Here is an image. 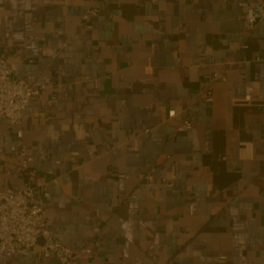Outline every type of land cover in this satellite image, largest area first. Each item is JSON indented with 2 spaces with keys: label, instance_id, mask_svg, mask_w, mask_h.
I'll return each instance as SVG.
<instances>
[{
  "label": "crops",
  "instance_id": "crops-1",
  "mask_svg": "<svg viewBox=\"0 0 264 264\" xmlns=\"http://www.w3.org/2000/svg\"><path fill=\"white\" fill-rule=\"evenodd\" d=\"M250 1L0 0V56L40 87L22 137L0 117V190L23 186L24 146L50 236L92 249L72 264H264V20L244 25ZM0 264L58 263L37 244Z\"/></svg>",
  "mask_w": 264,
  "mask_h": 264
},
{
  "label": "built area",
  "instance_id": "built-area-1",
  "mask_svg": "<svg viewBox=\"0 0 264 264\" xmlns=\"http://www.w3.org/2000/svg\"><path fill=\"white\" fill-rule=\"evenodd\" d=\"M95 12V9H89L85 16ZM242 20L249 29L263 21L264 0L246 3ZM219 78L224 79V76L214 73L204 78L207 90L200 95L201 100H211L208 87ZM39 90V86L13 76L6 57L0 56V117L7 118L16 127L17 137H22L24 110L31 98L39 95ZM177 114L174 107L167 110L168 119L175 118ZM177 126L179 130L187 131L193 123L183 115ZM18 155L20 169L26 180L21 188L5 187L0 190V255H25L37 244H40L43 257L53 256L58 264H72L80 254L89 255L92 252L89 247L75 250L50 236L46 228L43 205L36 198V188L40 184L28 180L36 170L29 168L24 146L20 147Z\"/></svg>",
  "mask_w": 264,
  "mask_h": 264
}]
</instances>
